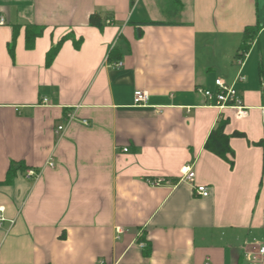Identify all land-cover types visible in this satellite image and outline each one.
Here are the masks:
<instances>
[{"label":"crops","instance_id":"crops-1","mask_svg":"<svg viewBox=\"0 0 264 264\" xmlns=\"http://www.w3.org/2000/svg\"><path fill=\"white\" fill-rule=\"evenodd\" d=\"M142 1L0 0V264H264V0ZM95 13L114 23L90 26ZM143 21L164 25L138 37ZM28 25L43 29L32 49ZM248 28L257 36L239 63ZM70 34L80 49L67 40L48 67ZM217 79L246 116L199 93ZM220 119L228 160L206 148ZM12 163L28 169L1 185Z\"/></svg>","mask_w":264,"mask_h":264},{"label":"trees","instance_id":"trees-1","mask_svg":"<svg viewBox=\"0 0 264 264\" xmlns=\"http://www.w3.org/2000/svg\"><path fill=\"white\" fill-rule=\"evenodd\" d=\"M114 23L112 17L110 15H103L100 13H95L91 15L89 24L92 27L98 28L101 31L104 30L106 25H112ZM137 36L141 37L142 31L141 28L143 26H162L164 25L163 23H157V22H152V21H143L141 23H137ZM14 36L12 43H10L9 46V51L10 54L13 56L14 55V49H15V42H16V35H17V28H14ZM43 34V29L41 27L37 26H32L28 25L27 26V32H26V45L28 49H32L34 47L35 41L37 38L41 37ZM257 36V29L256 28H248L246 29L244 33V38L241 47L239 48V51L236 55V59L238 61L243 60L245 55L248 53V50L250 48V45L252 41L256 38ZM72 39L74 41V45L76 49H80L83 40H76L75 37H73L71 34L66 35L61 39V41L53 46V48L49 51L46 57V65L49 67L54 59L56 58L57 54L59 53L62 45L67 41ZM121 57V52L119 48L115 47L110 51L108 60L111 64L113 63H118L120 61ZM228 122L226 120L220 119L217 123L216 128L211 132L207 143H206V148L217 155L218 157L222 159H226L228 154H231L234 156V153L232 152L230 148V136H227L225 134V128L227 126ZM234 136L236 137H243L244 135L241 133H235ZM261 145H264V140L260 142ZM230 161V160H229ZM231 164H233L232 161H230ZM28 168H26L22 163H12L10 166V169L7 173V179L5 182L1 183V185H10L18 171H23L25 172Z\"/></svg>","mask_w":264,"mask_h":264},{"label":"built area","instance_id":"built-area-1","mask_svg":"<svg viewBox=\"0 0 264 264\" xmlns=\"http://www.w3.org/2000/svg\"><path fill=\"white\" fill-rule=\"evenodd\" d=\"M0 25H4V21L0 20ZM244 60H240L239 63H243ZM114 67H122L121 63H117L114 65ZM242 76H238V80H242ZM263 93H262V101H263V122H264V78H263ZM199 93H201L206 99L209 101L214 102L218 107L220 108H233L236 109L238 114L240 116H246L248 113V108L245 106L242 98L240 97L237 89L235 88V85H229L222 79H217L215 81V89L214 90H206V89H199ZM48 101L45 99L44 103H47ZM134 102L138 106H145L149 102V95L146 92L138 91L135 93V98ZM68 121H72L75 119V114L74 112H70L67 115ZM84 125H89L87 121L83 122ZM64 130L63 126L58 127V133L62 132ZM51 166H53V163H50ZM181 174H182V180L187 181L189 183L194 182V173L192 170L191 166H184L181 169ZM26 175L28 178H38L39 173L35 170H28L26 172ZM147 183L149 186L155 188V187H160L164 183V179L162 178H157V179H148ZM195 194L204 198H207L210 196V189L206 186H196L194 188ZM4 214V208L0 207V227H1V222L4 220L3 218ZM264 222V219H263ZM116 233L118 235L123 234L124 231L122 228H117ZM143 247L144 245L141 244ZM258 254L262 258H264V244H261L258 247ZM251 253L249 254V258H251ZM98 264H104V263H98Z\"/></svg>","mask_w":264,"mask_h":264},{"label":"rangeland","instance_id":"rangeland-1","mask_svg":"<svg viewBox=\"0 0 264 264\" xmlns=\"http://www.w3.org/2000/svg\"><path fill=\"white\" fill-rule=\"evenodd\" d=\"M144 1H145V0H143V1L141 2V8H143V3H144ZM158 1L161 2V0H154V2H158ZM139 2H140V1H139ZM167 2H168V0H167ZM152 3H153V2H150V4L148 3L147 5H145V6L147 7V9H149V11H151V12H152V9H153V8L151 7V4H152ZM139 4H140V3H138L137 6H135V8L139 7ZM167 4H168V7H170L169 3H167ZM159 7H160V6H159ZM139 8H140V7H139Z\"/></svg>","mask_w":264,"mask_h":264}]
</instances>
